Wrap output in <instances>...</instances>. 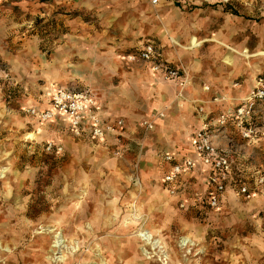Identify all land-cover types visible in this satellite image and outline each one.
<instances>
[{
    "label": "rangeland",
    "instance_id": "rangeland-1",
    "mask_svg": "<svg viewBox=\"0 0 264 264\" xmlns=\"http://www.w3.org/2000/svg\"><path fill=\"white\" fill-rule=\"evenodd\" d=\"M73 1L72 5L56 6L55 0H0V264L16 262L19 255L26 261L18 264H69L70 259V264H164L170 247L172 257L182 264H191L192 259L206 263L201 261L205 257L226 264L215 253L229 246L239 248L231 245L238 241L248 243L252 254L264 252L256 244L264 235V203L257 201L264 198L262 195L244 197L228 191L220 208L200 215L195 224L201 238L197 240L200 254L190 259L183 256L179 242L186 234L174 217L182 211L175 207L174 221L162 225L163 218L155 212L158 205L146 199L147 190L157 188L144 177V172L155 164L147 140L156 121L165 117L172 106L181 107L183 99L138 122L123 118L126 134L121 141L133 142L131 150L107 149L79 140L60 115L42 121L27 111L42 109L33 105L38 90L47 85L82 88L84 84L74 71L80 68L89 48L105 43L100 36H68L70 29L81 28L82 19L97 18L94 6H86L93 0ZM56 12L69 13L74 24L56 20ZM247 13L249 34L243 39L254 50L264 49V15ZM87 39L91 47L86 46ZM243 55L264 56V51L252 53L246 48ZM136 62L140 67L146 63ZM261 74L264 71L257 74L256 80ZM182 89L178 85L176 93L181 95ZM213 118L211 125L216 122ZM246 122L256 129L254 139L217 130L216 144L234 155L236 175L254 191L257 171L264 174V113L257 109ZM149 123L153 127L149 128ZM131 132L137 139H132ZM22 189L25 191L21 195ZM8 190L7 205L3 202L9 201ZM133 216L134 225H127L125 219ZM150 222L161 228L154 236L162 239L161 249L135 235L138 228H148ZM58 238L63 248L54 250ZM17 243L23 246L16 249Z\"/></svg>",
    "mask_w": 264,
    "mask_h": 264
},
{
    "label": "crops",
    "instance_id": "crops-1",
    "mask_svg": "<svg viewBox=\"0 0 264 264\" xmlns=\"http://www.w3.org/2000/svg\"><path fill=\"white\" fill-rule=\"evenodd\" d=\"M111 1H87L88 8L94 6L93 14L97 18L94 21L82 19L80 29L69 30L68 36H100V40L103 38L105 41L103 46L100 43L97 48H89L80 68L74 72L84 84L81 87L96 100L94 111L104 120L126 118L138 122L154 116L159 108L167 110L171 102L183 99L181 107L172 106L165 117L156 121L155 130L147 140L148 153L155 164L144 172V177L147 182L157 186L156 189L147 190L146 199L158 205L155 212L163 218L162 225H170L169 221H174L175 207L182 211L174 217L178 219L179 229L186 234L184 237H191L196 245L191 254H185L181 248L182 253L186 259L196 258L200 254L197 240L201 238L195 231V224L200 215L218 209L210 208L206 201L211 190L208 168L198 161L192 171L184 172L176 186V193L171 194L163 181L164 174L170 169V163L164 157L171 154L178 162L189 157L195 159L191 139L204 127L206 118H217L220 114L231 112L247 99L255 86L257 74L264 71V56L247 58L243 52L246 48L252 53L264 49L260 47L254 50L244 41L250 27L245 15L247 11L264 15V0H230L228 3L223 0H159L158 4H153L152 0ZM58 3L68 6L74 1L55 0L56 6ZM107 4L113 7H106ZM68 10L70 8L67 7ZM67 12H56L53 17L73 25L74 19ZM95 21L97 24L92 23ZM89 42L90 39L87 47H91ZM146 43L155 44L162 62L185 70L188 82L183 86L181 95L176 93L177 82L165 80L163 70L155 72L150 63L146 62L140 67L136 61L127 58L128 52H135ZM54 89L53 84L40 88L33 106L48 109ZM201 109L204 111L201 112ZM61 117L71 131L68 118ZM89 124L87 120L83 133L73 134L74 138L92 141L107 149L134 148L133 142L123 144L121 141L126 130L122 136L109 135L106 140L100 141L90 135ZM129 135L133 140L138 137L132 132ZM228 191L220 206L227 200ZM255 195L264 197V192L251 191L244 197ZM257 201L264 203V198ZM148 228L161 231L152 222L148 223ZM260 238L256 242L259 249L260 246L264 248V235ZM231 245L239 248L229 246L224 252L215 253L216 257L222 261L225 259L226 264H264V252L252 254L250 246L244 241ZM170 248L166 249L170 252L165 258L167 264H182L172 257ZM191 261V264H217L215 258L209 257L201 258L206 263H197V259Z\"/></svg>",
    "mask_w": 264,
    "mask_h": 264
},
{
    "label": "built area",
    "instance_id": "built-area-1",
    "mask_svg": "<svg viewBox=\"0 0 264 264\" xmlns=\"http://www.w3.org/2000/svg\"><path fill=\"white\" fill-rule=\"evenodd\" d=\"M223 1L225 3L230 2V0ZM152 3L158 4L159 0H152ZM127 58L130 61L150 63L153 71L160 72L163 70L164 78L177 82L179 86L183 87L188 82L183 68L171 66L159 59V51L153 43L144 44L137 51L128 54ZM95 106L96 100L88 90L59 86L51 94L48 109L33 107L27 108V111L42 121L52 119L57 115L64 116L68 118L72 131L77 135L83 133L88 120L90 122V135L95 139L104 141L109 135L122 136L125 130L124 119L104 120L94 111ZM257 109L264 113V74L257 77L256 84L247 99L237 105L233 111L220 114L216 118L215 125L208 123L211 117L206 118L207 122H205L204 127L197 131L191 139V145L196 154L195 159L189 157L183 162H178L171 154L164 157L165 161L170 163V169L164 174L163 181L171 194L176 193V186L181 182L184 172L192 171L195 164L200 161L208 168V182L211 190L207 194L206 201L210 208H219L222 198L228 190L245 196L249 195L253 188L243 178L236 175L234 170L235 157L230 151L220 148L216 144V137L219 134L216 131L219 130L220 134L225 131L237 132L242 139H254L257 133L256 129L248 126L246 121ZM200 111L203 112L204 110L201 109ZM231 121H234V124L231 125ZM148 127H153L152 123H149ZM254 191L264 192V174L260 170L256 173ZM141 236L145 241H151V238L145 234H141ZM179 245L185 250V254H191L196 247L195 241L184 240L183 238H181Z\"/></svg>",
    "mask_w": 264,
    "mask_h": 264
},
{
    "label": "bare ground",
    "instance_id": "bare-ground-1",
    "mask_svg": "<svg viewBox=\"0 0 264 264\" xmlns=\"http://www.w3.org/2000/svg\"><path fill=\"white\" fill-rule=\"evenodd\" d=\"M25 191V189H22V191H21V195L23 194V192ZM10 193L11 192H9V190H8V193H7V196H8V198H6L7 200H9V195H10ZM4 204H10V200L8 201V202H3ZM1 205V204H0ZM12 211V210H11ZM14 211H16V213H17V209H14ZM13 212V211H12ZM14 213V212H13ZM17 220V219H16ZM136 221V219H135V217L133 216V217H128V218H126L125 219V223L128 225H134V222ZM19 225V224H18ZM28 231V230H27ZM159 232H160V230L159 229H146V228H138V230H136V236H141V234H145V236H147L148 238H151V243L154 245V246H156V245H158L159 247H160V249L163 247V246H161V243H162V239L161 238H157V239H154L155 237L154 236H158L159 235ZM24 236H26L25 234H24ZM28 236V235H27ZM184 240H191V237H188V236H186V237H184L183 238ZM20 243H21V241H20ZM1 244V243H0ZM62 244L63 243H61V240L58 238L57 240H56V242H55V245H53L54 247H56V249H54V250H61L63 247H62ZM156 244V245H155ZM23 245H19L18 243H17V248L16 249H19L20 247H22ZM14 255H15V253H14ZM166 258H167V256L168 255H164ZM165 257L163 258V259H165ZM10 260H12V258H10ZM16 262H13V260H12V262L10 263V264H12V263H15V264H18V263H25V261H26V257L25 256H22L21 257V255H19L18 257H17V260H15ZM70 261H72L71 259L68 261V263L70 264L71 262ZM164 264H167L165 261H164Z\"/></svg>",
    "mask_w": 264,
    "mask_h": 264
}]
</instances>
